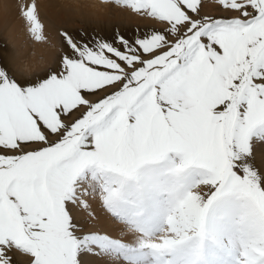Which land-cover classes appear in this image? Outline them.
Masks as SVG:
<instances>
[{"label": "snow or ice", "instance_id": "snow-or-ice-1", "mask_svg": "<svg viewBox=\"0 0 264 264\" xmlns=\"http://www.w3.org/2000/svg\"><path fill=\"white\" fill-rule=\"evenodd\" d=\"M133 3L152 27L65 31L35 78L0 55V264H153L227 192L247 206L235 264H264V0ZM169 154L202 176L161 225L126 186Z\"/></svg>", "mask_w": 264, "mask_h": 264}, {"label": "rangeland", "instance_id": "rangeland-1", "mask_svg": "<svg viewBox=\"0 0 264 264\" xmlns=\"http://www.w3.org/2000/svg\"><path fill=\"white\" fill-rule=\"evenodd\" d=\"M16 1H17L16 9H18L17 17H15L13 21L15 22L16 19H18L21 22V23L19 22L20 26L22 24L23 25L22 27H24L25 30L24 35L26 39L24 38L19 39L20 48L23 49L24 51L25 42H27L28 52H27V57L26 56L23 58L20 57L18 59L17 68L13 69V71H16L17 74L25 75L26 77H32V76L35 77V75L44 72L45 68L43 67H46L47 70H50L54 67L53 66L54 64H57L63 52L62 33L65 31H70L71 28L61 25L56 20L52 19V17H50V15H48L47 12L42 10L40 11V13L38 12V14L35 15L36 16L35 19H37L39 23L43 25L42 31H40L39 33L41 38L37 39L36 36L31 31L33 25L31 20L29 19V16L33 12L26 8L21 9L20 8L21 6L19 7L20 1L19 0ZM36 1L40 2L42 0H36ZM63 1L66 3H63ZM26 2L27 3L25 5L30 6L32 4L31 0H26ZM59 2L61 3V6L63 5L64 8L67 10L82 11L83 13L90 14L89 12L92 11H97L99 13H102L105 8V10L107 9L106 14L111 16L113 14L110 11L116 9L119 11L120 10L124 11L131 17H134L135 20L134 23L133 22L127 23L124 21H120V22L112 21L110 23L99 22V24L101 23L100 25L103 26L107 25L105 27H108L109 30L112 29L110 30V32L113 30H118L116 28L117 26L119 28V31L121 29L122 32L125 30L132 31L134 29L143 31L144 29L153 26L150 20L143 18L136 11V6L133 3V0H75V1L59 0ZM88 3H94L95 5L96 4L97 5L93 6V4L89 5ZM212 14H216V13H212ZM89 21L90 20L85 22L81 20L79 21V24L73 23V25H75L74 29L76 30L86 29L85 26L89 25L90 23ZM67 24L69 25L70 23ZM113 27L115 29H113ZM123 27L125 28L123 29ZM155 27H162V26L155 25ZM2 32L3 34H1V38L4 42H2L1 45L7 49L12 48L11 43L7 40L8 38L4 35V33L8 32V30L6 32L3 30ZM95 33L102 34L101 31H97ZM47 61L48 63H46ZM181 163H182V157L178 154H169L165 156L162 160L146 163L137 170L135 177L127 182L126 189L132 187L144 192V188H145L144 186L146 185L145 184L146 181L154 180V178H159L160 181H164V183L166 184L165 186H167L169 189H172L171 191V194L173 195L172 205L174 206L176 201L180 199L184 195V193L187 192L193 186V184L196 183L197 180L202 176L201 170L195 165L186 168L182 173H177L175 169L178 166H180ZM210 196L211 193H208L205 196L204 198L205 203L207 202V199L210 198ZM246 215H247L246 201L238 193L227 192L226 194L219 197L208 208L205 214L202 237L193 240L189 242L187 245L183 246L182 248H179L173 251L172 253H170V254L179 253V256L175 257L174 264H177L179 257L185 253H189V254L193 253V255L195 256L193 264H216L215 261V259H217L215 257L216 255L218 256V258H222L221 262L224 261V264H226L228 262L226 261L227 257H229L230 254L228 255L227 252L223 251L222 248H220L219 245H217L219 244V242H221L219 238L225 236L227 237V239L229 238H233L236 240L239 238L241 239L245 225ZM165 220L166 219H164V221ZM234 246H236V244ZM237 248L238 245L234 247V249L233 248L231 249L236 250L237 252ZM236 252L234 255L235 261H236ZM223 253L225 254L223 255ZM170 254H168L167 257H165L164 254H158V255H160L159 256L160 258L165 257V260L168 261V259L166 258H169L171 256ZM154 262L156 264L163 263L161 260L158 261L154 260ZM233 262L234 261H231L229 264H234L235 262L234 263Z\"/></svg>", "mask_w": 264, "mask_h": 264}, {"label": "bare ground", "instance_id": "bare-ground-1", "mask_svg": "<svg viewBox=\"0 0 264 264\" xmlns=\"http://www.w3.org/2000/svg\"><path fill=\"white\" fill-rule=\"evenodd\" d=\"M19 1H20L19 7L21 6L20 7L21 9L26 8V9L32 11L33 13L37 12L35 14L32 13L33 15L32 14L30 15L33 18L36 17L35 15H37L38 12L40 13V11L43 10V11L47 12V14L50 15V17H52V19L56 20L58 23H60L61 25L65 26V27L71 28V30H73V31H76V29H74L75 25H73V23L79 24V21H81V20L85 21V22L90 20L89 25H86L85 26L86 29H84V30L89 31V32H94V33L97 31H101L102 34L105 32H110V30H112V29L109 30L108 27H105L107 25H105V26L100 25L101 23L99 24V22L110 23L112 21H114V22L124 21L127 23H129V22L134 23V21H135L134 17H131L130 15H128L124 11H121V10L119 11L116 9H113V11H110L113 14L111 16L106 14L107 9L105 10V8H104V11L102 13H99L97 11H92V12H89L91 14L90 15L88 13H83L82 11L67 10L64 8L63 5L61 6V3L59 2V0H42L40 2H37L36 0H31L33 5L31 4L30 6L25 5L27 3L26 0H19ZM16 2H17L16 0H0V55H3L4 57H10V64H11L12 69L17 68L18 59L20 57H22V58L25 56L27 57V52H28L27 42H25L24 51H23V49L20 48L19 39H21V38L26 39L25 35H24V31H25L24 27H22L23 26L22 24L20 26L21 22L18 19H16L15 22L13 21V19H15V17H17V10L18 9H16ZM63 3H66V2L63 1ZM88 4L89 5L93 4V6L97 5V4L95 5L94 3H88ZM94 21H96V22H94ZM67 23H70V24L68 25ZM91 24H93V25H91ZM116 28L119 30L118 26ZM124 28L125 27H123V29ZM113 29H115V28L113 27ZM127 29H129V28H127ZM3 30L5 32L8 30V32L4 33V35L8 38L7 40L11 43L12 48L7 49L1 45L2 42H4L1 38V34H3V32H2ZM71 30H70V32H71ZM120 31L122 32L121 29H120ZM28 55H29V53H28ZM46 63H48V61ZM56 65L57 64H54L53 66L55 67ZM43 68H45L44 72L48 71L46 67H43ZM14 73L16 74V76H18L20 78H27V79L35 78V77L42 74V73H39L38 75H35V77H33V76L32 77H26L25 75L17 74L16 71H14ZM157 181H159V182H157ZM145 184L146 185L144 186L145 187L144 193H146L149 196V198L155 204L156 222L158 224L162 225L164 222V219H166L167 214L171 211V209L173 207V205H172L173 204L172 203L173 202V199H172L173 195L171 194L172 189H169L167 186H165L166 184L164 183V181H160L159 178H154V180L146 181ZM126 190L137 191L138 189L130 187L129 189L127 188ZM230 236H231V234H230ZM235 237H237V236H235ZM219 239L221 240V242H219V244H217V245H219V247L222 248L223 251L227 252L228 255L230 254L229 257H227L226 261H228V262L226 264H229L231 261L236 262L235 256H234L236 250H233V249H234V247L239 245V242H240L239 239L240 238L237 240L233 239V238L227 239V237L224 236V237H220ZM235 244H236V246H234ZM230 247L233 249H231ZM224 254L225 253H223V255ZM170 255L171 256L169 258H166V259H168V261L165 260V257L160 258L159 257L160 255H156L155 261L161 260L163 262L162 264H164V263L165 264H174L175 257L179 256V253H173ZM215 257L217 258V259H215L216 264H221V263L224 264V261L221 262L222 258H218L217 255ZM220 257H222V256H220ZM194 258H195V256L193 255V253H191V254L185 253L179 257L177 264H193ZM162 259H164V260H162ZM153 264H156V263L153 262ZM158 264H161V263H158Z\"/></svg>", "mask_w": 264, "mask_h": 264}]
</instances>
